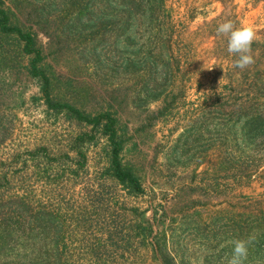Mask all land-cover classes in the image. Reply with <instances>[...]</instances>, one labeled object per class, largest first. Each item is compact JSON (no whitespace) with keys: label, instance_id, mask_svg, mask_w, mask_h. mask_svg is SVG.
Segmentation results:
<instances>
[{"label":"rangeland","instance_id":"rangeland-1","mask_svg":"<svg viewBox=\"0 0 264 264\" xmlns=\"http://www.w3.org/2000/svg\"><path fill=\"white\" fill-rule=\"evenodd\" d=\"M63 1L4 0V7L13 25L33 32L56 99L88 114L116 116L123 165L146 192L132 195L106 174L110 145L101 127L92 131L64 111L49 110L23 42L0 29V204L24 196L23 204L36 211L54 212L51 235L66 264H162L142 237L146 225L138 216L148 208L167 226H178L175 264H229L233 236L202 235L208 232H201V223L226 222L230 216H219L222 209L264 206V162L250 178L242 169L223 172L189 162L200 156L213 163L217 144H235L229 113L210 117L190 140L184 132L234 72L238 57L228 53V37L218 35L217 26L226 20L251 25L261 38L264 0H166L169 23L154 32L128 31L97 18L73 24L70 8L78 0ZM160 41L167 46L159 58L148 53L139 66L136 55L143 58ZM170 61L172 81L155 65ZM85 132L96 138L78 143Z\"/></svg>","mask_w":264,"mask_h":264},{"label":"trees","instance_id":"trees-1","mask_svg":"<svg viewBox=\"0 0 264 264\" xmlns=\"http://www.w3.org/2000/svg\"><path fill=\"white\" fill-rule=\"evenodd\" d=\"M4 4V0H0V29L5 33L17 34L23 42V51L31 56L29 71L40 81L42 98L48 109L56 113L64 111L71 117L91 125L92 131L101 127L102 134L107 137L110 145L106 174L115 177L130 194H144L146 189L140 177L131 168L123 165L121 152L124 149V141L119 136L116 116L110 111L96 115L88 114L68 101L56 99L50 74L41 66L44 54L37 47L33 32L13 25L10 13ZM62 4H65V0ZM70 10L69 20L73 18V24L97 18L100 21L105 20L103 23L110 21L112 25L116 24L128 31L138 27L152 32L162 31L170 20L166 0H78ZM260 34L261 38L255 39L252 44L251 55L255 62L243 69L233 65L234 72L230 81L224 85L222 91L215 93L213 102L206 99V107L209 105V109L205 108L184 132L189 139L193 137L195 130L197 134L203 129L210 117L224 115L223 112L229 113L231 117L232 140H235V144L229 145L228 149L224 143L217 144L214 150L217 158L210 164H207L204 159L201 160L200 156H194L189 162L196 167L205 163L207 167L211 166L212 169L223 172L242 169L250 178L253 171L258 170L264 162V28ZM157 39L158 36L152 41H158ZM161 44L164 42L160 41L158 45H151L154 49L149 47L144 50L143 58L136 55L135 61L139 63V66L146 65L148 53L153 58H159V54L167 46H160ZM155 65L158 74L167 72L166 74L169 75L165 77L172 81L169 77L174 71L171 61L163 64L155 63ZM238 69L240 70L236 71ZM226 95H228L226 98L228 101L220 102L222 96ZM173 99L176 97L173 96ZM228 105L233 106L230 112L226 109ZM95 138V134L85 132L76 140L81 143ZM233 146H236V149ZM43 149L46 153L44 155L47 156V149ZM234 150L240 155L235 154ZM33 153V155H39L38 151ZM247 153L250 154L243 157L242 154ZM23 198L24 196L15 197L14 200L18 202L15 204H0V264H66L63 256L56 250L58 247L56 239L51 235V231L55 229L53 218L56 215L54 212L44 210L43 207L36 211L34 204H23ZM149 209L142 210L138 216L140 224L146 225L142 237L146 239V242H151L156 257L160 258L162 264H175L173 250L177 251L175 246L179 241L178 226L174 222L167 226L163 217H157V211L154 210L151 215L148 214ZM225 210L222 209L223 212L219 216L229 214L230 217L226 218V222L222 217L212 225L207 224L206 221L202 222L201 232H208L207 234L202 232V235H223V232L227 231L233 236L234 242L250 241L246 261L248 264H264V206L247 204L240 210L233 208L231 211ZM25 223L29 226L26 227Z\"/></svg>","mask_w":264,"mask_h":264},{"label":"clouds","instance_id":"clouds-1","mask_svg":"<svg viewBox=\"0 0 264 264\" xmlns=\"http://www.w3.org/2000/svg\"><path fill=\"white\" fill-rule=\"evenodd\" d=\"M216 32L218 35L223 34L228 37L227 51L238 57L235 60V67L243 69L255 62L251 55L252 44L256 39L253 26L244 24L237 26L232 20H226L217 26ZM249 243L250 241L244 240L234 242L229 264H244L248 256Z\"/></svg>","mask_w":264,"mask_h":264}]
</instances>
